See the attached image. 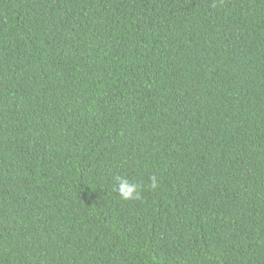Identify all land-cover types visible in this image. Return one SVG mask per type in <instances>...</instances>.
<instances>
[{"label":"trees","instance_id":"16d2710c","mask_svg":"<svg viewBox=\"0 0 264 264\" xmlns=\"http://www.w3.org/2000/svg\"><path fill=\"white\" fill-rule=\"evenodd\" d=\"M0 264H264V0H0Z\"/></svg>","mask_w":264,"mask_h":264}]
</instances>
